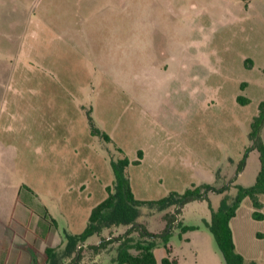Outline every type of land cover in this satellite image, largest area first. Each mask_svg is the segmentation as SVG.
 <instances>
[{
	"label": "rangeland",
	"instance_id": "rangeland-1",
	"mask_svg": "<svg viewBox=\"0 0 264 264\" xmlns=\"http://www.w3.org/2000/svg\"><path fill=\"white\" fill-rule=\"evenodd\" d=\"M38 92L61 94L62 105L70 95L78 127H91L90 115L95 128L112 138H93L90 171L82 164L89 148L78 151L76 184L91 179L100 188V180L116 192L109 163L137 160L142 150L141 165L126 172L137 199L159 200L193 185L230 184L226 195L231 205L237 186H253L260 170L254 149L237 174L253 144L251 124L264 101V0L248 5L242 0H0V110L24 111V94ZM240 96L249 103H239ZM80 137L88 141L78 131ZM42 160L37 148H24L20 179L27 187L19 264H118L116 239L130 225L109 223L73 250L66 239V233L85 228L91 208L107 193L96 189L92 197L84 193L76 202L72 193L59 198L63 188L53 178L52 165ZM226 195L210 193L215 210ZM46 208L58 226L50 223L54 228L43 243L36 236V220ZM137 209L136 221L157 234L167 228L165 216L175 212V206ZM252 213L246 198L239 209L242 236L236 248L246 261L264 264V220ZM178 220L169 226L170 259L226 264L206 224L211 221L207 201L187 204ZM182 226L196 229L180 235ZM132 237L140 239L138 233ZM102 239L108 244L96 250ZM158 241L155 255L163 264L167 252Z\"/></svg>",
	"mask_w": 264,
	"mask_h": 264
},
{
	"label": "crops",
	"instance_id": "crops-1",
	"mask_svg": "<svg viewBox=\"0 0 264 264\" xmlns=\"http://www.w3.org/2000/svg\"><path fill=\"white\" fill-rule=\"evenodd\" d=\"M23 97L25 102L24 111L23 109L0 110V264H7L9 262L19 264L23 261L24 188L27 186L25 187L24 181L20 178L22 166L24 164V148H37L38 155L43 159L42 164L52 165L54 172L53 178L57 186L63 188L62 193L58 192L59 198L70 197L72 193L74 195L72 199L76 202L78 197L84 193H86L88 197H92L96 193V189H102L107 193L108 197V187H110L109 184L106 185L101 183L100 180V188L98 185H93L91 179L87 182L86 180H81L80 183H75V180L77 181L76 158L78 151L81 148H89V157H85L82 164L89 171L92 170L94 163L90 144H92L94 137L100 139L101 137L93 134L92 127L87 128L85 125L82 126L81 129L78 127L74 114L76 111V104L74 102L72 103L73 99H71V96L69 95V103L63 105L62 95L59 93L55 94V92L47 94L44 92L24 94ZM81 111H83L82 107ZM78 131L88 137V141L85 142V144L82 142L83 137H80V140H78ZM110 142H112V138ZM110 156L112 157L113 154L108 151V158H111ZM97 157L101 163V161H103L101 156ZM144 157L145 154L143 152L139 165H141ZM118 162L119 160L111 161L109 164L112 168V164ZM131 165L133 164H130L127 168ZM13 168L15 169V173H17L15 180H13L12 175ZM91 176H93V174H91ZM236 178L235 179L238 180V177ZM26 190L27 195H31V189L28 187ZM29 198L31 199L32 197L30 196ZM261 201L263 203L262 211H264V196L261 197ZM97 205L91 208L87 223L84 225L85 228L83 227L84 229L80 233H66V239L68 235H79L86 229L89 224L91 213ZM240 208L241 206L239 209ZM239 209L237 210L236 216L230 222L236 247H238L237 240L242 236V221L238 219ZM45 210L46 215L36 220V236L37 238L40 237L39 239H41L43 243L49 240L52 229L58 226L57 219L49 215L47 208ZM67 213L68 212H64V217L67 216ZM51 222L54 223V227L51 226ZM68 226H74L72 218L68 219ZM92 237L93 236L90 238Z\"/></svg>",
	"mask_w": 264,
	"mask_h": 264
},
{
	"label": "trees",
	"instance_id": "trees-1",
	"mask_svg": "<svg viewBox=\"0 0 264 264\" xmlns=\"http://www.w3.org/2000/svg\"><path fill=\"white\" fill-rule=\"evenodd\" d=\"M242 1L248 5L250 0ZM238 102L245 105L249 103V100L240 96L238 97ZM88 120L91 122L92 132L95 136H99L108 142L111 141V138L106 133L95 128L94 121L90 115ZM263 129L264 101L260 103L258 115L254 117L251 124L249 137L253 144L246 149L244 159L238 166L237 174L243 171L248 154L254 149L259 153L260 171L253 186H237L238 192L231 205L228 202V197L226 195L230 191V185L216 188L205 184L202 186H193V188L186 190L183 194L172 192L168 196L159 200L149 201L137 199L132 191V186L129 177L126 174V169L130 164H140V159L143 156V152L140 151L138 153V160L136 161L131 162L128 158H124L119 160L118 163L112 164L116 192H113L112 189L108 187V197L93 209L86 229L79 235L67 236L69 246L73 250L78 247L79 244L85 243L91 236L100 235L103 227H106L109 223L117 225L127 224L130 225V229L123 236L116 239L117 242H120L119 253L117 256L118 264H158L155 255V248L159 245V238L163 240L167 252V257L163 259V264H178V261L175 258L170 259L173 250L167 240L170 235L169 226H171L172 229L173 224L177 221L179 222L178 217L182 214L183 209L187 204L194 201H207L211 210V221L206 224L214 236L225 263L254 264L253 262L246 261L245 258L238 253L230 222L236 216L237 210L246 198H249L252 202L254 209L252 214L253 217L256 220H264V214L262 212L263 203L261 201V197L264 196ZM236 179L232 180L231 183H234ZM210 193L226 195L218 210H215L212 207V202L209 196ZM145 204L152 206V208L156 207L159 211L175 206V212L171 216H165L167 228L163 233L156 234L150 232L144 224L136 221L135 217L138 215L137 208ZM193 229H196V227L182 226L180 235ZM134 233L139 234V240H134L132 237ZM107 244L106 240L102 239L99 245L95 246V249L105 248ZM46 251L47 254H49L52 250L47 248Z\"/></svg>",
	"mask_w": 264,
	"mask_h": 264
}]
</instances>
